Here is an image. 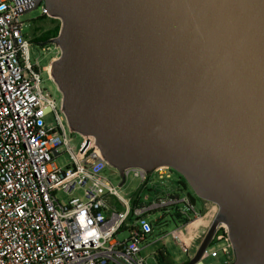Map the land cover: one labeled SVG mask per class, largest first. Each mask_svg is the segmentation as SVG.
I'll list each match as a JSON object with an SVG mask.
<instances>
[{"label":"water","instance_id":"1","mask_svg":"<svg viewBox=\"0 0 264 264\" xmlns=\"http://www.w3.org/2000/svg\"><path fill=\"white\" fill-rule=\"evenodd\" d=\"M21 1L59 21L62 112L119 185L166 166L217 205L186 264L219 224L231 264H264V0Z\"/></svg>","mask_w":264,"mask_h":264},{"label":"built area","instance_id":"2","mask_svg":"<svg viewBox=\"0 0 264 264\" xmlns=\"http://www.w3.org/2000/svg\"><path fill=\"white\" fill-rule=\"evenodd\" d=\"M27 4L0 0V264H146L142 250L169 212L177 225L157 242L169 237L186 251L193 248L191 259L217 211L209 222L204 203L197 210L188 194H157L140 202L151 173L159 180L169 177L166 166L150 173L125 169V180L132 175L139 182L130 199L93 169L94 161L108 164L91 140L80 136L81 143L74 144L60 99L44 89L39 60H30L31 42L20 20ZM41 14L47 16L43 6ZM60 156L63 166L56 162ZM155 213L160 216L152 219ZM197 220L203 229L191 227ZM121 231L127 237L118 240ZM218 234L226 242V260L220 264H231L234 252L224 225L217 226L209 244ZM196 236L199 244L193 243ZM209 244L196 264L217 257Z\"/></svg>","mask_w":264,"mask_h":264},{"label":"rangeland","instance_id":"3","mask_svg":"<svg viewBox=\"0 0 264 264\" xmlns=\"http://www.w3.org/2000/svg\"><path fill=\"white\" fill-rule=\"evenodd\" d=\"M20 20L23 23L22 32L25 34L26 38L34 37L32 35L33 33V27L36 25V23H42L40 21H48V17H44L41 14V6L37 7L36 9L27 12L20 16ZM56 20V19H55ZM58 21V20H57ZM39 60L40 68L41 70V80L43 83L44 89L48 91L52 96H54L56 99H60V94L56 89L55 84L50 79L49 74L46 70L43 68V64H45V60L42 57V52L39 46H37L35 43L31 42L30 44V60L32 63L35 62V60ZM53 119L50 117H47V123L49 125H52L54 122ZM74 137V144L79 145L82 141V138L80 135H77V133L73 132ZM58 165L63 166L64 158L63 156H60L56 160ZM92 167L96 171H99L100 173L105 174L107 177H109L112 181V183L118 187V192L124 199H130L131 197L135 196L136 192L138 191V179L134 178L132 175H129L127 179L124 181L122 185L119 186L121 179L118 176L117 171L104 164L101 161H94L92 162ZM151 178H149L146 186L142 188L139 192V201L143 203L149 202L151 199H153L157 194H175L178 196H184V195H190L195 200V207L197 210L202 209L203 200L198 198L189 185L185 182L184 178L181 177L176 171L170 169V175L169 177H164L161 180H158L155 174H150ZM75 196H80V192H75ZM132 204V202H131ZM209 213L214 214V210L209 208ZM206 210V211H208ZM213 210V211H212ZM160 216V213H155L152 215V219H156ZM207 217V216H206ZM205 217V218H206ZM157 224V223H156ZM176 222L172 220L169 214H165L163 219L160 221V224L157 225L154 228L153 234L148 237L147 242H150L151 244L144 248L142 250V256L146 260V264H157L153 253L157 250H164L166 253V256L170 260L171 264H186L189 261L188 253L192 251L190 249L189 251H186L184 247L181 244L175 243L172 241L169 237L165 238L163 241L157 242V237H161L166 233H169L172 229L176 227ZM200 229H203L202 227ZM127 237V233L125 231H121L116 235V238L118 240H123ZM198 240V236H196V241ZM155 241L154 243H152ZM199 244V241L197 242ZM226 245V242L221 239V236L218 234L215 236L214 243L209 244V248H215L218 250V255L215 258H205L202 260L203 264H220L226 260V255L224 254V251L222 248H224Z\"/></svg>","mask_w":264,"mask_h":264},{"label":"crops","instance_id":"4","mask_svg":"<svg viewBox=\"0 0 264 264\" xmlns=\"http://www.w3.org/2000/svg\"><path fill=\"white\" fill-rule=\"evenodd\" d=\"M40 22L42 23H36L34 27V31L32 33L34 37H30L28 39L30 40V42L36 43V45L40 47L42 57L46 62L45 64H43V68L44 70L48 71L50 70L51 62L59 56V49L54 44L50 43L49 40L54 37V31L60 27V23L59 21H57V19L55 20L49 17L48 21ZM196 242L197 241H194L193 243Z\"/></svg>","mask_w":264,"mask_h":264},{"label":"bare ground","instance_id":"5","mask_svg":"<svg viewBox=\"0 0 264 264\" xmlns=\"http://www.w3.org/2000/svg\"><path fill=\"white\" fill-rule=\"evenodd\" d=\"M203 203H204V205H205V209H206V210H208L209 208H211V209L214 210V211L212 210L213 212L217 211V205H216L215 203H212V202L207 201V200H204V199H203ZM210 215H211V214L209 213V210L206 211V215H205V216H207V217H206V220H209V222L211 221V219H212V217H213V214H212V216H210ZM209 222H208V223H209ZM208 223H207V224H208ZM201 224H202V222L197 220V221L194 222V224H192L191 227H192V228L194 227V228H198V229H199L200 227H202ZM207 224H206V225H207ZM204 227H205V226H204Z\"/></svg>","mask_w":264,"mask_h":264},{"label":"trees","instance_id":"6","mask_svg":"<svg viewBox=\"0 0 264 264\" xmlns=\"http://www.w3.org/2000/svg\"><path fill=\"white\" fill-rule=\"evenodd\" d=\"M58 30H59V28H57L54 31V34H53L54 37L57 35ZM155 259H156V261H158V264H171L168 257L166 255H164L161 251H158V253L156 251Z\"/></svg>","mask_w":264,"mask_h":264},{"label":"flooded vegetation","instance_id":"7","mask_svg":"<svg viewBox=\"0 0 264 264\" xmlns=\"http://www.w3.org/2000/svg\"><path fill=\"white\" fill-rule=\"evenodd\" d=\"M35 27V26H34ZM34 27H33V31H34Z\"/></svg>","mask_w":264,"mask_h":264}]
</instances>
